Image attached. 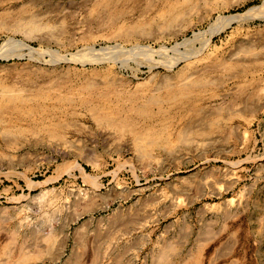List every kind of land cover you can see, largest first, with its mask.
Wrapping results in <instances>:
<instances>
[{"label":"rangeland","instance_id":"1","mask_svg":"<svg viewBox=\"0 0 264 264\" xmlns=\"http://www.w3.org/2000/svg\"><path fill=\"white\" fill-rule=\"evenodd\" d=\"M0 264H264V0H0Z\"/></svg>","mask_w":264,"mask_h":264},{"label":"bare ground","instance_id":"2","mask_svg":"<svg viewBox=\"0 0 264 264\" xmlns=\"http://www.w3.org/2000/svg\"><path fill=\"white\" fill-rule=\"evenodd\" d=\"M105 50L106 52H103ZM112 50L101 49L97 53L96 52L87 53L88 51H90V49L89 50L85 49L74 55H66V56H60V57L56 56L55 54L54 56H52L53 54L50 55V54L45 53L44 51V53L41 54V58L46 56L48 60L45 61V63L50 65L54 69V71L56 70L60 71L61 69H64V71H66V73H64L62 70L63 73L61 74V76H59L58 78H55L56 80H59L64 86H67L70 88H76V89L77 88L79 89L80 88H93L94 86H99L101 84L104 85V83L109 82V78L114 73V69L116 68V64H117L116 62L117 58L115 57L116 54L114 55ZM43 60L44 59H42V64H44ZM178 62H180V60ZM178 62H176V64ZM170 67H168L167 69H170ZM32 122L34 123L35 120L32 119ZM167 197L169 196H164L163 202L168 200ZM127 200H129V197L124 199V201H127ZM155 206H156V203H155Z\"/></svg>","mask_w":264,"mask_h":264}]
</instances>
